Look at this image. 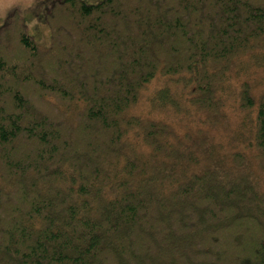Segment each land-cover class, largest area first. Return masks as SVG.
<instances>
[{
    "label": "trees",
    "instance_id": "16d2710c",
    "mask_svg": "<svg viewBox=\"0 0 264 264\" xmlns=\"http://www.w3.org/2000/svg\"><path fill=\"white\" fill-rule=\"evenodd\" d=\"M46 21V49L17 12L0 28V264H264V91L226 90L264 68V0H63ZM229 98L253 112L234 151Z\"/></svg>",
    "mask_w": 264,
    "mask_h": 264
},
{
    "label": "rangeland",
    "instance_id": "374dc122",
    "mask_svg": "<svg viewBox=\"0 0 264 264\" xmlns=\"http://www.w3.org/2000/svg\"><path fill=\"white\" fill-rule=\"evenodd\" d=\"M60 1L63 0H0V28L3 26V24H5V21L9 18V16L12 13L17 12V14L21 16L24 24L26 25L27 33L33 38L36 45H38L40 49H46L50 43V30L46 19L49 21V14L51 13V7ZM82 1L86 3H96L100 0H82ZM52 22H54V19L52 20ZM62 23L65 24L64 22ZM247 63L249 64L243 63L241 65H238L235 71H233V75L236 77L237 80L231 79V81L227 85L229 87L228 88L226 87L227 91L229 88L231 92H233L234 89L236 90L239 84L238 81L244 78L253 80L252 84H254L255 87L254 92L261 93L264 91V68H262L263 66H261L260 64L259 66L253 65L249 61H247ZM175 82L177 81H173L172 84H174ZM179 82H183V81L179 80ZM155 86H152L148 91L144 92L140 104L136 107L135 110L136 113L144 114L141 112L147 111L145 100L147 96L150 95L152 91L156 88ZM177 89L180 90L177 91L176 94H174L175 100L181 103V99H183L184 93H186L187 91L186 90L182 91L183 86L181 84L172 87L171 91L174 93L173 90H177ZM227 102L228 103L226 104L225 107V112H226L225 114L227 115L228 118L227 126L221 130L215 131L214 138L218 143H220L221 148L226 149V151H234L238 149L242 144L239 141L237 131L239 126H241L243 115H240L235 110H232L231 108L232 105L230 104V98L228 99ZM171 110L173 109L171 108ZM174 114L175 113L173 111H169L168 115H164L163 112H159V113L152 112L151 114L152 116L150 117L164 120L170 123L171 125H173L175 128H177L180 126L181 121L182 119L185 118V116L173 117ZM247 117L249 118L246 119L245 124L242 123L247 126V130L245 132L243 128V134L241 136V139L244 141H247L248 139L251 138L252 129H253V121H252L253 112L250 114V116ZM190 119L192 120V118Z\"/></svg>",
    "mask_w": 264,
    "mask_h": 264
}]
</instances>
